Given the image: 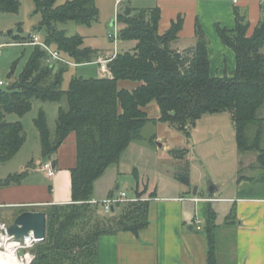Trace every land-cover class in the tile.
Wrapping results in <instances>:
<instances>
[{
  "label": "trees",
  "instance_id": "16d2710c",
  "mask_svg": "<svg viewBox=\"0 0 264 264\" xmlns=\"http://www.w3.org/2000/svg\"><path fill=\"white\" fill-rule=\"evenodd\" d=\"M33 1L35 13L40 16L37 28L45 31L43 39L48 45L75 64L96 60L98 51L85 46L82 36L68 35L59 26L68 21L91 24L97 20L96 0ZM19 7V0H0V11L18 12ZM160 17L158 6L131 8L130 14H119V21L124 23L120 39L135 40L136 44L112 58L108 77L75 75L64 89V74L70 64L48 63V51L35 45L18 77L0 86V164L13 158L27 138L21 121L8 120V114L23 117L31 111L34 99L66 100V105L59 107L54 132L43 110L35 119L43 158L51 159L68 135L76 133L72 201L45 207L47 233L32 247L31 264H98L102 235L122 231L138 234L148 227L150 201L142 199L141 192L134 200L117 202L112 214L100 212L101 205L93 202V195L96 180L109 167L119 164L131 142L147 141L156 146V136L144 134L146 125L153 121L173 124L190 137L202 115L228 111L239 150L256 151L257 162L264 168V117L258 115L264 105V18L251 35L248 21L240 14L234 29L218 27L222 41L236 53L237 67L230 75L215 77L210 74L209 39L200 25L195 45L179 51L172 43L178 39L183 18L161 34ZM121 80L137 85L121 88ZM152 103L159 106L157 118L150 117L145 109ZM169 152L177 165L173 176L189 184V149L174 147ZM26 174L22 171L5 179L0 177V188L21 182ZM215 219L216 213L208 209L204 227L209 241L208 264H218Z\"/></svg>",
  "mask_w": 264,
  "mask_h": 264
},
{
  "label": "crops",
  "instance_id": "0c3cea01",
  "mask_svg": "<svg viewBox=\"0 0 264 264\" xmlns=\"http://www.w3.org/2000/svg\"><path fill=\"white\" fill-rule=\"evenodd\" d=\"M124 1L116 0L114 7L117 6L119 10ZM134 1L142 2L141 7L145 8L160 7L161 34L179 17L183 18V27L178 39L172 43L173 48L179 51L195 45L199 24L209 39L210 74L215 77L230 75L237 67L236 53L222 41L218 27L234 29L240 14L242 20L248 21V35H251L264 18V0ZM5 13L8 12L0 11V57L3 53L1 50L7 46L16 48L30 44L35 47L31 39L34 34L40 35L39 31L30 33L29 41L13 31L9 32L10 38H5L3 33L11 26L2 21V17L7 15ZM39 21L35 23L36 29ZM19 28L22 31V27ZM263 50L264 46L262 52ZM97 51L98 55H105L100 50ZM12 58L5 66L0 63V78L3 80L5 78L2 75L5 73L7 81L13 79L17 61L11 65ZM136 85L133 81H119L121 88L132 89ZM145 109L152 118L160 115L156 103ZM41 110L48 116L44 108L38 112ZM151 123L157 129L152 134L163 146H153L147 141L131 142L119 164L109 167L96 180L93 195V202L99 203L103 209V201L119 196L121 191L127 193L128 200H134L141 192L142 199L150 201V223L138 234L122 231L102 235L98 241V264H208L209 241L204 227L207 222V210L210 208L216 213L215 245L218 264H264V168L257 162L256 151L239 150L231 113L224 111L204 114L191 130V135L204 131L201 140L229 136L230 141L235 140L237 145L235 173L228 179L218 175H213L214 180L209 178L217 186L213 199L206 198L205 173L196 166V157L191 153L190 137L184 132H178L173 124L161 121ZM145 136L149 137L148 134ZM26 142L21 149L27 147ZM174 147L189 149L187 159L190 168L199 169L198 178L190 173L189 184L177 180L172 171H167L161 166L165 152L170 153L169 150ZM39 148L30 162L20 163L17 169L9 168L5 171L7 162L0 164L2 179L11 173L27 171L21 182L0 188V224L10 225L18 214L26 210L45 212V207L50 204L72 201L71 169L77 161L76 133L68 135L51 159H44L42 147ZM45 160L57 161L56 174L53 177L47 176L40 168ZM173 160L175 163L176 160ZM28 162L32 163L30 167ZM196 186L197 194H194ZM220 217L223 222H218ZM197 218L202 222L201 229L197 227ZM219 229L223 231L220 236ZM8 237L16 242L22 240L9 235ZM22 249L33 260L32 253L24 248L18 250L17 256H22L19 254Z\"/></svg>",
  "mask_w": 264,
  "mask_h": 264
},
{
  "label": "rangeland",
  "instance_id": "374dc122",
  "mask_svg": "<svg viewBox=\"0 0 264 264\" xmlns=\"http://www.w3.org/2000/svg\"><path fill=\"white\" fill-rule=\"evenodd\" d=\"M65 0H59V3L64 2ZM116 0H96V4L99 10L98 18L91 24H80L75 21H68L64 23H60L59 26L67 31L68 35H80L83 37L84 45L93 49L100 50V52L104 53L105 56L113 55L116 51L124 52L132 49L136 44L135 40H122L119 37L117 41V45H115L113 38L110 37V33H114L115 29L117 32H121V29L124 27V23L119 21V14H123L126 7L130 6L134 9H141L145 7H141L142 2L134 1V0H125L122 5L119 7V10L114 7ZM20 7L18 12H8L5 13L2 17V21L6 23V25H11L10 28L4 32V36L6 39L11 37L9 34L10 31H13L14 34H21L26 41L30 39V33L35 31H39L41 37H45V31L36 29L35 23L39 21V14L35 13V4L33 0H19ZM3 12V11H2ZM117 22V23H116ZM19 27H22V31ZM120 36V35H119ZM33 46L30 44H25V46L21 47H4L1 52L2 55L0 57L1 65H7L9 59L11 60V65L15 61H17L15 65V73L12 80L7 81L6 73L2 76L5 78L6 82H10L15 80L23 67L27 63L30 53L33 50ZM16 52V54H14ZM264 52V50H263ZM2 67V66H1ZM84 76V77H108L110 76L109 72H102L97 63H83V64H75L72 63L69 65L68 70L64 74V81L62 87L67 89L69 87V83L73 76ZM155 104V103H154ZM61 105H66V100L63 99L61 102L56 101H42L40 99H34L33 107L31 111H29L23 117H19L15 113L8 114V120L10 121H21L24 130L26 131V135L28 139L27 147L24 146L17 154L6 163L5 171L7 169H17L20 163H25V161H31L33 159L34 153H38L39 146L42 147L40 130L36 124L35 119L38 117V110L45 109L48 113L47 116V124L52 132H54L56 128V119L59 111V107ZM42 107V108H41ZM258 115L264 117V105L258 110ZM144 129V134L154 135L152 134L157 129L154 124L149 123L147 127ZM177 128V127H176ZM178 132H183L177 128ZM204 131H199L196 134L190 136L191 139V153L196 157V166L203 170L205 173L204 182L207 184V178H211L214 180L213 175L215 177L220 176L223 179H228L231 177L233 173H235L236 167V152L237 145L235 140L230 141L229 136H225L224 138L220 136L209 137L206 140H201L203 137ZM145 134V135H146ZM192 137V138H191ZM226 139V140H225ZM158 141L155 139V142ZM29 142V143H28ZM25 145V144H24ZM264 145V140H263ZM27 148V149H26ZM159 150L163 151V149ZM166 156L162 159L163 162L161 166H163L167 171H174L177 167L175 163H173V158L170 153L165 152ZM45 159V158H44ZM47 161V160H45ZM44 161V162H45ZM185 161V160H184ZM184 161H181L182 163ZM28 162V163H29ZM11 171V170H9ZM195 178H198L200 175L199 169L195 167L190 168V173ZM131 191V188H129ZM102 208L100 209V212ZM218 222H223V218H219ZM223 233L222 230L219 229V236ZM222 237V236H221ZM228 238V237H227ZM31 249H28L31 252ZM32 253V252H31ZM33 255V253H32ZM34 256V255H33Z\"/></svg>",
  "mask_w": 264,
  "mask_h": 264
},
{
  "label": "built area",
  "instance_id": "2783aa9c",
  "mask_svg": "<svg viewBox=\"0 0 264 264\" xmlns=\"http://www.w3.org/2000/svg\"><path fill=\"white\" fill-rule=\"evenodd\" d=\"M234 1L236 2L237 0H234ZM119 35L120 34H119V32H117V29H115L114 33H110V37L113 38L115 45H117V41L119 40V37H120ZM31 43L34 45H40L48 51V57H47L48 63L61 61V62H66V63L72 64V62L68 58L63 56V54L58 49L48 45L44 41V39L42 37H40V35H38V34L32 35ZM116 55H117L116 51L111 56H109V55H107V56L98 55V57L96 58V60L94 62L99 65L100 70L102 72H109L111 74L110 68H109V62ZM6 84H8V82H6L5 80L0 78V86H4ZM40 168L42 170H44L46 172L47 176H49V177H53L56 174V168L54 167L53 162L50 160H47V161L41 163ZM126 200H128V198H127V193L125 191H121L119 196H117L115 198H108V199L104 200L102 203L103 204V209H102L103 213L112 214L114 205L117 202L126 201ZM196 224H197L198 229L202 228V222L200 219L197 218ZM4 225H6V224H4ZM18 243L22 244L23 240H19Z\"/></svg>",
  "mask_w": 264,
  "mask_h": 264
},
{
  "label": "water",
  "instance_id": "95a60500",
  "mask_svg": "<svg viewBox=\"0 0 264 264\" xmlns=\"http://www.w3.org/2000/svg\"><path fill=\"white\" fill-rule=\"evenodd\" d=\"M131 7L127 6L125 9V14H130ZM9 74L8 77H10ZM172 113V112H171ZM156 144L159 147H162L163 144L161 141H156ZM57 161H53L54 167H56ZM216 184L209 178H207V199H213L216 189ZM194 194H197V186L194 188ZM7 234L14 239H22L25 235H28L29 232H32V235L38 239V241L43 240L46 237L47 233V215L44 211H32L26 210L21 212L16 216L13 223L6 226ZM19 254L23 255L24 250H20Z\"/></svg>",
  "mask_w": 264,
  "mask_h": 264
},
{
  "label": "clouds",
  "instance_id": "9594fccd",
  "mask_svg": "<svg viewBox=\"0 0 264 264\" xmlns=\"http://www.w3.org/2000/svg\"><path fill=\"white\" fill-rule=\"evenodd\" d=\"M0 264H31L32 257L27 253L18 257L17 252L19 249H30L35 243H38V239L32 235L30 231L28 235L23 237V243L20 244L7 235V227L4 224H0Z\"/></svg>",
  "mask_w": 264,
  "mask_h": 264
},
{
  "label": "bare ground",
  "instance_id": "6f19581e",
  "mask_svg": "<svg viewBox=\"0 0 264 264\" xmlns=\"http://www.w3.org/2000/svg\"><path fill=\"white\" fill-rule=\"evenodd\" d=\"M2 250V249H1Z\"/></svg>",
  "mask_w": 264,
  "mask_h": 264
}]
</instances>
